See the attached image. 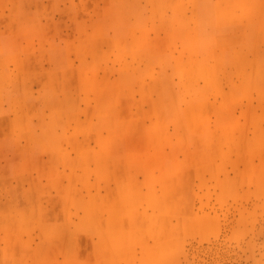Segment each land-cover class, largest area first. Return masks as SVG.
Here are the masks:
<instances>
[{
    "label": "rangeland",
    "instance_id": "obj_1",
    "mask_svg": "<svg viewBox=\"0 0 264 264\" xmlns=\"http://www.w3.org/2000/svg\"><path fill=\"white\" fill-rule=\"evenodd\" d=\"M112 1L0 0V264H264V82L255 86L253 61L237 54L217 65L222 85L210 73L214 92L179 121L146 90H134L144 102L120 104L125 91L110 96L108 71L94 66L114 56L93 22ZM147 1L167 35L135 49H159L168 68L176 0ZM181 3L188 66L214 49L204 32L256 10L242 0Z\"/></svg>",
    "mask_w": 264,
    "mask_h": 264
},
{
    "label": "crops",
    "instance_id": "obj_2",
    "mask_svg": "<svg viewBox=\"0 0 264 264\" xmlns=\"http://www.w3.org/2000/svg\"><path fill=\"white\" fill-rule=\"evenodd\" d=\"M242 1L245 10L249 6L256 9L253 10L255 12L253 17L261 13L258 11L259 6L261 8L264 7V0L261 1L260 5L259 0ZM112 2L109 14L95 18L93 22L96 25L94 33L100 25L103 26L101 39L110 44L109 46L112 48L111 51L114 56H111L112 60L107 66L101 63L98 64L97 61H95L94 66L97 67V71H108V76L100 75V78L109 79L111 85L110 96H112L111 94L115 89L125 91V94L120 97L118 103L128 104L135 100L138 103L144 102V96L142 94L138 95L139 93L134 94V90L139 92L146 90L151 95V102L161 105L162 111L165 110L163 106H169L168 115H164L165 118L171 117L174 121L185 119L188 114L187 107L195 108L196 105L201 104L199 103L201 99H204L203 102L206 101V94L214 92L207 84L209 74L211 73L220 87L223 81L219 77V74H217L215 67L217 65L229 67V64L232 63L237 54L242 56L247 54L248 61H253L255 86H263L264 79H259L258 76L261 74H259L260 67L261 69L264 68V49L260 48V43L264 40V22L243 15L244 17H241L239 23L224 27L222 31L216 29L217 31L204 32L201 38L206 39L208 44L209 41H214V49H210L207 45L204 48H200L199 51H201L203 56L195 59V63H191V67L183 61L182 48H179L180 46L178 45V41L186 39V36L191 33V28L183 25L182 3L181 0H176L172 16V30L169 31V38L172 40L175 51L172 56L173 61L170 62L171 65L169 64L168 69L163 64L165 54L160 53L159 49L157 52L146 48L142 50L135 49V41H160L166 38L165 20L161 18V20H155L150 14L151 9L155 8V4H151L147 0H129L127 2L115 0ZM150 23L153 25L152 32H145L143 30L133 31L136 26L139 29L149 28ZM77 26L80 32V35H78L79 45L82 42L85 44L87 37L85 15L79 14ZM94 36H97L96 33ZM119 40L126 41L125 52H121L120 55L116 47V42ZM218 41H220L219 44ZM178 51L181 53L179 54ZM222 54L226 55L225 59L221 58ZM95 55L98 56L97 54ZM209 55L212 58L205 61V57ZM248 61L246 60V62ZM84 66L85 61L84 63L80 61L79 68L81 69ZM199 67H202V70H204L202 77L205 78V84L199 82L198 76L200 73L196 70ZM193 70L196 73H193ZM228 78L233 79L230 75L227 76ZM118 83H120V86H117ZM183 104L186 106L183 107ZM182 108H185V110L182 111Z\"/></svg>",
    "mask_w": 264,
    "mask_h": 264
},
{
    "label": "bare ground",
    "instance_id": "obj_3",
    "mask_svg": "<svg viewBox=\"0 0 264 264\" xmlns=\"http://www.w3.org/2000/svg\"><path fill=\"white\" fill-rule=\"evenodd\" d=\"M25 191V190H24Z\"/></svg>",
    "mask_w": 264,
    "mask_h": 264
}]
</instances>
